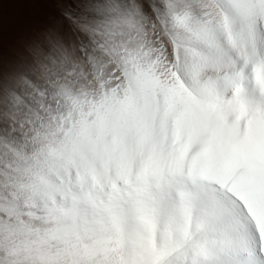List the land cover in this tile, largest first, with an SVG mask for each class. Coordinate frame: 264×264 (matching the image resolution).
I'll return each mask as SVG.
<instances>
[{
  "label": "snow or ice",
  "instance_id": "snow-or-ice-1",
  "mask_svg": "<svg viewBox=\"0 0 264 264\" xmlns=\"http://www.w3.org/2000/svg\"><path fill=\"white\" fill-rule=\"evenodd\" d=\"M0 264H264V0H0Z\"/></svg>",
  "mask_w": 264,
  "mask_h": 264
},
{
  "label": "bare ground",
  "instance_id": "bare-ground-1",
  "mask_svg": "<svg viewBox=\"0 0 264 264\" xmlns=\"http://www.w3.org/2000/svg\"><path fill=\"white\" fill-rule=\"evenodd\" d=\"M6 15H15V13L9 12Z\"/></svg>",
  "mask_w": 264,
  "mask_h": 264
}]
</instances>
